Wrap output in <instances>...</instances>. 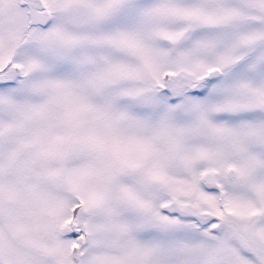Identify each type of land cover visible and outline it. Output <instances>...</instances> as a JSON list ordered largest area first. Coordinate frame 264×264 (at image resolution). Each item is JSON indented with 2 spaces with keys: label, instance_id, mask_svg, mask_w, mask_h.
<instances>
[{
  "label": "snow or ice",
  "instance_id": "6c2138e0",
  "mask_svg": "<svg viewBox=\"0 0 264 264\" xmlns=\"http://www.w3.org/2000/svg\"><path fill=\"white\" fill-rule=\"evenodd\" d=\"M0 264H264V0H0Z\"/></svg>",
  "mask_w": 264,
  "mask_h": 264
}]
</instances>
